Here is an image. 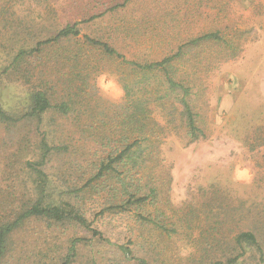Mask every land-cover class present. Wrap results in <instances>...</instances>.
I'll return each instance as SVG.
<instances>
[{"label":"rangeland","instance_id":"1","mask_svg":"<svg viewBox=\"0 0 264 264\" xmlns=\"http://www.w3.org/2000/svg\"><path fill=\"white\" fill-rule=\"evenodd\" d=\"M76 23L79 37L44 46L21 62L20 71L5 72L21 50L31 51ZM214 32L228 44H189ZM86 37L144 65L181 52L169 68L176 82L190 87L186 99L204 136L190 138L184 94L168 88L163 72L110 58ZM67 49L86 62L68 66ZM70 77L82 88L75 113L52 111L41 128L36 121L0 122V205L8 202L11 209L35 200V177L25 165L39 159L44 134L52 144L69 146L45 168L48 201L73 203L94 229L114 244L129 245L148 264L226 263L242 253L236 239L243 232L255 233L264 250V0H0L4 109L27 112L37 89L57 104L61 83ZM129 113L136 124L125 122ZM141 136L150 141L139 163L126 161L120 171L133 170L140 195L157 189L148 209L175 233L139 224L134 210H105L127 198L115 175L94 180L104 159ZM74 239L87 243L73 264H139L88 229L51 228L41 219L15 236L16 256H24L23 264H63ZM245 247L237 264H264L256 247Z\"/></svg>","mask_w":264,"mask_h":264},{"label":"trees","instance_id":"2","mask_svg":"<svg viewBox=\"0 0 264 264\" xmlns=\"http://www.w3.org/2000/svg\"><path fill=\"white\" fill-rule=\"evenodd\" d=\"M89 21H91V19L84 21V23ZM80 24L81 23H76L74 25L66 26L61 31H59V33L54 38L39 42L37 47L31 51L21 50L11 65L5 69V72L15 67V72L20 71L22 69V66L20 65L21 62H24L28 57H31L33 53L41 51V48L44 46L79 37L81 35L78 29ZM86 39L91 44L95 45V47H98L106 56H109L110 58L122 59L127 65H131L141 71L163 72L169 85L168 88L171 91L180 90L184 94L181 103L184 108V114L186 116L190 138L193 141H198L204 136L203 132L196 125L197 115L193 112L191 105L186 99L191 95L190 87H185L182 83L176 82L169 68L171 63L181 55V52L174 56L167 57L162 61L146 63L144 65L137 62L128 61L119 51L114 49L107 42L91 39L90 37H86ZM207 41H218L228 44L227 40H225L224 37L218 32L208 33L193 39L189 44L197 46ZM66 51L70 50L67 49ZM70 52L71 53L66 52L69 55L64 57L68 66L73 63L76 64L86 62L85 56L82 57L83 55H74L72 54V51ZM61 84L63 85V95L58 97L57 104L53 103V100L50 98L47 91L43 89H37L31 94V105L29 110L21 115H14L6 111L0 102V122L8 126H17L22 122L36 121L38 128H41L45 116L52 111L58 112V114H61L63 117H67L71 113H75L81 99L80 93H82V88L77 84V81H74L71 77L62 81ZM139 110H141V106H137L136 111ZM141 112L145 113L143 110H141ZM125 122L133 125L136 124L137 120L135 119V113H129L126 115ZM148 141H150V137L141 136L137 139H134V143L127 142L121 151L118 150L116 153L110 154L102 161L94 180H100L106 175L110 174L115 175L117 178H119L120 193H122V195L127 198L120 205H110V207H107L105 210L117 211V214H127L129 211L134 210L135 221L139 224H151L164 232L175 233L176 231L174 229H168L166 225L162 224L161 222H157L148 209L150 205L154 204L155 199H157V189L151 188L148 194L140 195L142 186L140 183H136L138 180L133 175V170L130 172L127 170L124 174L120 171L121 164L125 163L126 161L130 164L139 163V158L141 156L140 152L142 153L143 150L142 146ZM135 147H137L136 151H134ZM68 150L69 146L65 143H60L58 145L52 144L49 142L48 137L43 134L39 144V159L37 161H27L25 165V168L31 173V175L35 177V200L28 201L27 204L17 205L11 209L8 202H5V205H0V264L24 263L25 258L23 255L16 256L14 238L25 227L26 224H28L31 220L37 219L47 222L48 226L51 228L58 224H68L88 229L93 233L94 237L99 239V242H105L112 246H116L126 259L137 261L139 264H148L145 259L134 256L133 250L129 245L114 244L110 239L106 238L101 233V231L94 229L92 225H90V222L85 218L84 214H82L73 203L64 200L60 201L59 203L52 204L48 201L50 178L48 173H46L45 168L49 166L51 159L56 154L67 152ZM125 166H127V164H125ZM92 182L93 181H89L85 186L89 187ZM83 243L86 244L87 241L85 239H74L71 242L69 253L65 255L63 264H73L75 262V260L79 257L81 244ZM236 243L241 249L242 253L238 254L234 258L228 259L226 263L222 264H237L240 259L245 256L248 250L245 245L249 247H256V250L261 255V260L264 261V250L261 247V244L255 233H241L237 237Z\"/></svg>","mask_w":264,"mask_h":264}]
</instances>
